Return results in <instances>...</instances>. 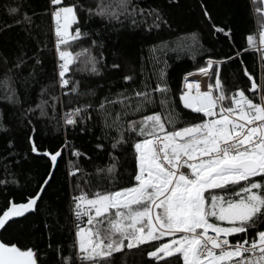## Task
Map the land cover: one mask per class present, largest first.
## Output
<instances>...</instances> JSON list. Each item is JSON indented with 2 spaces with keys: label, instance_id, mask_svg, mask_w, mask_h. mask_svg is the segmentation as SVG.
Listing matches in <instances>:
<instances>
[{
  "label": "snow or ice",
  "instance_id": "snow-or-ice-1",
  "mask_svg": "<svg viewBox=\"0 0 264 264\" xmlns=\"http://www.w3.org/2000/svg\"><path fill=\"white\" fill-rule=\"evenodd\" d=\"M176 3L177 0H153L145 7L140 0H46L45 13L54 25V77L41 86L34 107L31 104L22 107L14 85L16 77L29 64L33 71L24 78L25 83L29 79L35 81V68L43 63L39 56L42 48L33 56L23 48L17 49L14 58L0 54L3 77L0 84L5 90L0 99L21 106L19 117L32 125L27 136L28 151L49 162V170L34 191L8 194L11 198L0 208V230L7 231L12 224L39 210L58 159L68 150L67 175L72 181V191L66 226L73 235L65 255L61 244H52L51 228L46 223L48 251L52 253V259L46 262L41 261L38 249H21L10 241H0V264H111L109 258L113 253L125 248L143 251L141 246L150 249L146 253L149 264H172L173 260L175 264H264V80L258 83L243 61V55L256 48L254 36L246 37V48L241 45L231 54L219 58L210 52L206 54L204 65L197 71L210 80L215 78L207 91H200L198 82L188 81L187 76L192 73L186 74L185 90L179 101L184 109L198 114L192 116L195 123L178 126L179 113L168 97L163 68L155 87L142 82L143 90L128 93L135 77L122 71L120 36L113 40L111 33H120L125 22L147 33L171 29L167 10ZM3 6L11 22L5 20L0 30L22 27L32 38L36 13H30L22 0H6ZM201 7L203 15L211 20L207 7L203 4ZM259 11L264 14V9ZM261 24L256 50L259 62L264 65V20ZM73 25L75 28L70 32ZM212 28V34L222 33L231 38L230 28L215 24ZM84 40L89 41L87 46L75 52L69 50ZM168 51H175L168 41L153 45L151 60L159 64L160 57ZM109 53L114 57L111 63ZM237 58L247 82L244 88L237 87L229 93L223 72ZM73 72L85 73L88 78L73 80L69 76ZM116 76L122 77L123 89L113 93L111 80ZM57 88L63 96L74 94L92 99L62 110L55 127L57 132L63 131L64 142L54 150H42L35 140L31 115L38 112L41 118L55 119L60 101V96L54 94ZM157 94L161 110L146 114L149 107L155 108ZM48 108L52 109L51 116ZM94 112L102 120L101 135H96L94 147L110 160L96 168L95 176L112 183L118 149L132 140L135 183L130 187L100 190L97 186L95 191L91 190L92 174L80 167L84 161L90 162L91 157L75 147L68 133L77 127L81 133L91 132L88 124ZM10 127L0 112V132L7 133ZM19 156L14 141L9 139L7 149L0 153V188L20 187L19 173L14 170L20 163ZM82 185L89 186L91 195ZM55 215L58 217L59 213Z\"/></svg>",
  "mask_w": 264,
  "mask_h": 264
},
{
  "label": "trees",
  "instance_id": "trees-1",
  "mask_svg": "<svg viewBox=\"0 0 264 264\" xmlns=\"http://www.w3.org/2000/svg\"><path fill=\"white\" fill-rule=\"evenodd\" d=\"M68 2H74V0H68ZM140 2L147 7L153 3V0H140ZM4 3L6 0H0V29L3 28L5 20L11 22L3 6ZM22 3L30 13H36L33 16L34 35L29 38L22 27H13L8 31L0 30V54L14 58L17 49L23 48L29 56H33L37 53L38 48H42L39 56L43 63L42 67L36 66L35 68V81L29 79L25 83L24 79L29 72L33 71L31 64L23 70L22 75H18L15 79L14 86L22 101V107L27 108L29 104L35 106L39 99L38 94L41 86L48 84L54 77L55 40L52 34L54 25L50 16L45 13L46 0H22ZM202 4L207 7L211 20L203 15ZM259 9H264V3L261 0H177L175 6L167 10L171 29L165 27L158 33L155 30L152 33H147L142 29H133L130 22H125V28L121 29L120 33H111V36L113 40L117 38V35L120 36L118 48L122 71L133 73L135 77L134 82L128 86V93L131 94L133 89L143 90L142 82H147L151 87H155L158 82L159 70L163 68L165 73L163 79L169 88L168 97L174 102L179 113L181 123L178 126L183 127L186 122H197L192 120V116L198 114L190 113V110L184 109L179 101L183 77L187 73L196 72L199 67L203 66L207 58L206 54L209 52L214 58H219L235 52L241 45L246 48V37L251 34L255 38V26L262 28L261 21L264 20V14ZM213 24L225 29L230 28L232 30L231 38L222 33L212 34ZM115 27L119 28L120 26L115 25ZM74 28L75 25L70 30L73 31ZM161 41H168L175 51H168L167 55L160 57L159 64H154L151 60L150 49L153 45H159ZM88 43L89 41L84 40L81 44H74L69 50L75 52L81 46H87ZM113 59V55L109 53V63ZM243 61L248 70L254 73L258 83L264 80V74H262L264 65L259 67L258 55L253 48L243 55ZM69 76L73 80L81 81L88 78L85 73L73 72L69 73ZM223 76L225 87L229 93L234 92L237 87L244 88L247 82V78L243 76V66L240 64L239 58L225 67ZM2 78V74H0V79ZM111 82L113 93L123 89L121 76L113 77ZM209 83L214 84L215 78L208 79V85ZM54 94L60 96L54 120L49 121L48 118H41L38 112L31 115L36 129L35 140L42 150H54L64 142L63 131L57 132L55 127L56 121L60 120L62 110L67 111L69 108L87 103L92 99L74 94L63 96L59 88L55 90ZM246 94L251 95L248 92ZM4 95V85L0 84V97ZM44 99H48V96H44ZM49 102L51 103V101ZM134 104L135 101H133V106ZM115 107L118 109L119 105ZM20 110L21 106H12L0 99V112L4 114V123L11 125L7 133L0 132V153L5 152L7 141L11 139L14 141L15 151L20 154L18 157L20 163L14 169L19 173L20 187L0 188V208L4 206L6 199L11 198L9 193L16 195L21 191H34L37 183L41 181V177L49 170V162L46 158L34 156L28 151L27 136L30 134L32 125H28L26 119L22 120L19 117ZM160 110L159 94H157L155 108L149 107L146 114ZM47 111L51 116L52 109L48 108ZM13 112L17 113L16 117L12 116ZM88 126L92 129L91 132L81 133L80 128L77 127L75 131L70 130L68 135L75 147L86 151L91 157L90 162L84 161L80 164L86 173L92 174L89 177L92 181L91 190L95 191L97 186L100 190H117L132 186L135 183L132 179L135 171V153L131 147L133 141L129 140L118 149L119 159L112 176L113 182L110 183L106 178L97 179L96 168L105 166L110 160L106 153L96 150L94 147L96 135H101V117L94 112ZM111 135H116L115 131ZM25 153H27L26 158ZM69 158V152L65 150L62 157L58 159L54 177L43 195L39 210L29 215L27 219H21L12 224L7 231L2 230L0 241H10L21 249L28 247L38 249L41 261L46 262L52 259V253L48 251L49 233L45 228L47 223L51 228L52 244L54 246L61 244L65 255L68 254L69 245L73 239L72 233L66 226L67 218L70 217L69 194L72 191V181L67 175ZM82 186L85 191H89L88 185ZM89 195H91L90 191ZM56 212L59 213L58 217L55 215ZM141 248L143 251L125 248L121 252L113 253L109 258L111 264H149L146 253L150 249L147 246H141ZM172 264H175L174 260Z\"/></svg>",
  "mask_w": 264,
  "mask_h": 264
},
{
  "label": "built area",
  "instance_id": "built-area-1",
  "mask_svg": "<svg viewBox=\"0 0 264 264\" xmlns=\"http://www.w3.org/2000/svg\"><path fill=\"white\" fill-rule=\"evenodd\" d=\"M260 31H261V28H258L257 26H255L254 35H255V40H256V48H253V49L256 51V53L258 55V60H259V53L257 52L256 49L259 48V32ZM54 40H55V38H54ZM260 66H261V63L259 62V67ZM185 77H186V75L182 79L181 91L185 90V87H184ZM187 79L190 82H192V81L198 82L200 91H207L209 77L203 76V75L199 74L198 71H196V72H192V75L187 76Z\"/></svg>",
  "mask_w": 264,
  "mask_h": 264
},
{
  "label": "rangeland",
  "instance_id": "rangeland-1",
  "mask_svg": "<svg viewBox=\"0 0 264 264\" xmlns=\"http://www.w3.org/2000/svg\"><path fill=\"white\" fill-rule=\"evenodd\" d=\"M69 31L72 32L70 29H69ZM86 219H87V218L85 217V222H86Z\"/></svg>",
  "mask_w": 264,
  "mask_h": 264
},
{
  "label": "water",
  "instance_id": "water-1",
  "mask_svg": "<svg viewBox=\"0 0 264 264\" xmlns=\"http://www.w3.org/2000/svg\"><path fill=\"white\" fill-rule=\"evenodd\" d=\"M2 230H0V233H1Z\"/></svg>",
  "mask_w": 264,
  "mask_h": 264
}]
</instances>
